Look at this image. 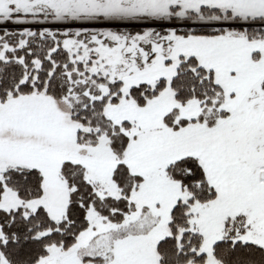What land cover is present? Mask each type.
<instances>
[{"label": "snow or ice", "instance_id": "obj_1", "mask_svg": "<svg viewBox=\"0 0 264 264\" xmlns=\"http://www.w3.org/2000/svg\"><path fill=\"white\" fill-rule=\"evenodd\" d=\"M0 264H264V0H0Z\"/></svg>", "mask_w": 264, "mask_h": 264}]
</instances>
